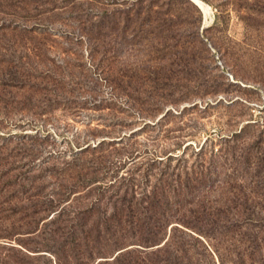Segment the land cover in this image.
I'll return each mask as SVG.
<instances>
[{
  "label": "rangeland",
  "instance_id": "obj_1",
  "mask_svg": "<svg viewBox=\"0 0 264 264\" xmlns=\"http://www.w3.org/2000/svg\"><path fill=\"white\" fill-rule=\"evenodd\" d=\"M196 1L0 0V26L34 28L0 31L1 257L95 264L175 228L195 264H238L255 235L264 264V0ZM154 187L185 203L156 245Z\"/></svg>",
  "mask_w": 264,
  "mask_h": 264
},
{
  "label": "trees",
  "instance_id": "obj_2",
  "mask_svg": "<svg viewBox=\"0 0 264 264\" xmlns=\"http://www.w3.org/2000/svg\"><path fill=\"white\" fill-rule=\"evenodd\" d=\"M0 31H7L10 32L11 34L14 35H19V34H30L34 31V28H31L29 26H23V25H12V24H2L0 26ZM6 33V32H5ZM11 59L5 57L3 61H9ZM16 74V73H15ZM11 75V82H19V75ZM89 150V146L82 148L79 153H75L74 157L78 158L79 155H82L83 153L87 152ZM66 167H64L63 169H65ZM29 175V172H27ZM27 179L30 180V182L32 183L34 181L35 176H26ZM13 181H17V180H13ZM18 183V182H17ZM128 196H130L127 191L125 192V195L123 196V200H126L127 203V207L130 211V209H132L131 207L134 205L133 204V200H134V193H131V197L127 198ZM31 197V195H30ZM148 199L147 201L143 198V200H145L146 204L149 205L148 206H144L143 209L149 210L153 216L152 219H154V223L155 226H153L152 228H149V230H147L149 232V238L151 243H153L152 245H156V237H158V235H160L161 231H164V227L166 226V213L167 210L169 208H172V206H177V207H184L185 203L183 202H179V200H175V202H171L168 200V198L166 197L165 193H163V195L158 199L157 198V190L153 189L152 192V197L150 194L147 195ZM236 200V198H234ZM157 200V201H156ZM126 203H124V205H126ZM140 203V202H139ZM138 204V202H137ZM142 204V203H141ZM159 208H155V206H158ZM32 206H28L25 207L24 209H30ZM49 206H45V208L43 209L44 211L49 209ZM32 209V208H31ZM27 211V210H25ZM91 208H88V210L85 211H79V214H77L78 216H76V218H79L80 216H83L84 213L86 212H90ZM38 212H40V210H36V208L33 210V212H28L29 214H26L25 216H29L30 218L27 222V224H31L29 228L26 229V232H34L36 229V226H32V224L34 225H38V222L36 221V219L34 218V215L38 214ZM57 216L59 218V220L61 219V216H63L64 214V209H60L59 212H57ZM134 214V213H133ZM156 214H160L161 217H164L163 222L160 221V219H158V217L156 216ZM127 216V215H126ZM58 218L54 219L53 222H57L59 221ZM103 219V223L105 225V231L111 236V240L114 243H117L119 241V239H123L125 236V228L123 227L122 223H123V219L119 216V211H118V207L116 206V208L110 213V215L105 216ZM176 229L172 228L171 230V234L169 235V237L167 239H165V241H161L158 244H161L155 248H152L150 250H146V249H133V247L127 248V249H120V251L115 254V255H111L110 258L105 259V260H99L97 261L95 264H195L193 261V254L191 253L189 246L186 245L185 241L183 239H181L179 236H177L175 234ZM61 232L59 227L53 228L51 229V234H55ZM20 233V232H19ZM24 233V232H23ZM165 237V235H163ZM246 237H249V235L247 234ZM71 241V240H70ZM69 240H65L63 245H70L71 243ZM74 241V240H73ZM72 241V242H73ZM73 245H70L72 251H74V255L76 256L77 259H80V249L78 251H76V245H74V243H72ZM118 246H122V244H117L116 247ZM11 250L13 251L14 248H10V252ZM237 251V250H236ZM246 251V252H245ZM8 252V251H7ZM19 252H23L22 250H19ZM57 253V252H55ZM246 253L250 259H252V264H255L257 262L256 257L258 254L263 253V247H262V243L258 242V235L253 236L252 238L249 237V244L247 245V247L245 248L244 252ZM241 251H238V261H236L238 264H243L244 263V255ZM23 254L26 255V253L23 252ZM92 252H88V256L87 257H91ZM24 255V256H25ZM79 255V256H78ZM22 257V255H20L19 253H12V254H5L4 257H1L0 254V264H8L9 263V258L10 259H14V263L16 264H25L27 262L25 257ZM78 256V257H77ZM106 257V256H105ZM57 264H61L59 261V256H58V260H56ZM79 264H84V261H80ZM220 264H226L225 262V258L223 257V255L220 254Z\"/></svg>",
  "mask_w": 264,
  "mask_h": 264
},
{
  "label": "bare ground",
  "instance_id": "obj_3",
  "mask_svg": "<svg viewBox=\"0 0 264 264\" xmlns=\"http://www.w3.org/2000/svg\"><path fill=\"white\" fill-rule=\"evenodd\" d=\"M201 9H203L200 4L196 1V0H193ZM204 8L206 10V12L209 10V8L204 4Z\"/></svg>",
  "mask_w": 264,
  "mask_h": 264
}]
</instances>
